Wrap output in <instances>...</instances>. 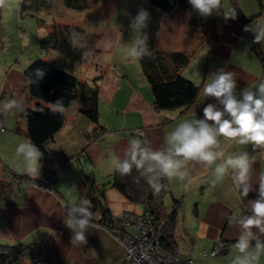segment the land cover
<instances>
[{
  "label": "crops",
  "instance_id": "1",
  "mask_svg": "<svg viewBox=\"0 0 264 264\" xmlns=\"http://www.w3.org/2000/svg\"><path fill=\"white\" fill-rule=\"evenodd\" d=\"M23 1L20 0L18 6L19 19L36 21L21 17ZM262 2L260 0L259 11L251 13L241 10L235 18L215 14L214 27L210 26L212 29L209 27L208 31L192 26L188 10L176 9L162 16L155 43L156 51L191 55L190 66L183 75L200 87L197 102L185 112H159L154 108L153 94L140 64H135L136 58H128L127 52L121 47V43L127 44V36L121 31L110 29L108 36L105 35L99 44L102 54L107 55L108 74L105 73V67L102 68L103 78L97 84L100 125L105 131L96 135L99 131L80 113L77 102L66 110L65 127L47 147L51 160L57 165L52 173L51 192L25 188L19 195L16 189L13 190L11 199L0 204V244L31 245L35 250L43 251L51 264H123L126 252L96 221L86 232L85 244H72L73 233L64 224L68 206L87 199L97 211L96 219L107 211L114 216L137 212V207L111 187L116 172L111 162L117 158H128L131 141H144L153 150H164L168 133L180 121L202 119L203 108L207 104H214L222 110L223 106L215 98H206L201 93L204 83L219 69L234 74L238 99H242L245 88L251 87L255 91L259 83L264 82V66L253 51L256 44L253 42L254 34L245 31L248 26L264 23ZM148 7L147 2L143 10L147 12ZM53 12L54 9L48 14L42 13L40 18L48 21ZM38 27L43 30L39 33L40 42L49 29L41 25ZM127 33L133 35L131 30H127ZM23 36L24 32L21 38ZM258 44L264 53V41ZM39 48L49 61L57 58L53 52L48 53L40 45ZM119 51L126 59L114 60V55ZM18 55L10 53L6 59H0V123L4 128V131L0 130V169L8 168L17 174L28 175L23 158L16 155L17 145L28 140L23 110L14 109L11 114L2 111L3 103L10 99L20 101L24 108V72L37 59L31 57L23 65ZM108 56L111 60H108ZM99 65L93 67L98 70ZM77 75L79 77V72ZM90 134L93 136L92 141L88 139ZM217 150L225 157L248 152L252 158L250 182L253 190L244 197L230 174L222 181H217L213 175L214 167L206 168L197 163L186 166L188 175L185 180L168 181L171 191L168 208L174 207V199L181 201L174 236L182 255V264H188L189 261L193 264H232L235 256L239 255L233 246L241 229L237 224L229 223L228 217L232 213L250 215L248 202L257 198L259 175L264 171V150H253L251 144L240 145L223 137L219 138ZM103 200L107 207L100 211L98 206ZM253 231L260 240H264V235H260L256 229ZM255 242L253 240V245ZM219 243L223 244L222 251L226 250L227 253L216 258L204 255ZM258 264H264V255H261Z\"/></svg>",
  "mask_w": 264,
  "mask_h": 264
},
{
  "label": "trees",
  "instance_id": "2",
  "mask_svg": "<svg viewBox=\"0 0 264 264\" xmlns=\"http://www.w3.org/2000/svg\"><path fill=\"white\" fill-rule=\"evenodd\" d=\"M63 5L77 12H85L92 5L99 4L104 0H60ZM148 1V20L147 27L143 29L142 35L147 37L148 55L139 57L138 61L142 74L149 84L153 94V106L159 111L190 110L200 94V87L192 80L186 78L183 72L190 66L192 56L187 53H163L155 49V43L160 31L162 16L173 13L176 9L188 10L191 14V24L196 27L207 23L208 17H201L196 13L189 0H147ZM55 0H25L20 7L22 18L35 19L42 28H48L47 34L40 39L39 45L48 53L53 52L57 58L49 61L47 58L37 59L24 72L25 82V104L23 115L27 124V137L43 153L41 159V170L38 178L29 175H20L12 172L14 176L24 179H39L47 172H52L54 166L50 154L47 150L49 143L60 133L66 125V110L77 102L80 106V113L95 125L96 135L105 131L100 125L98 110V82L103 78V73L93 81V85L82 82L77 75V66L90 63L97 66L100 62L102 52L99 49L101 36L91 33L82 27L75 25H63L58 22L49 23L46 19L40 18L42 13H50L54 9ZM222 12V5L218 12ZM76 32L79 35L73 38L79 42H86V47H74L68 36ZM85 51L88 55H84ZM253 51L260 58L264 66V53L258 43L254 45ZM41 70L42 77H38L37 70ZM62 100L64 111L53 112L52 104ZM93 136L88 135L92 141ZM142 146L148 147L143 141ZM78 159V158H77ZM4 170H9L4 168ZM11 171V170H9ZM53 173V172H52ZM161 183L167 185L157 194L149 186L146 180L140 176L135 169L131 175H121L115 172L111 187L117 190L127 202L133 205H142L144 210L141 213L150 214L155 220L163 221L164 242L163 249L167 252H176L179 248L175 242V228L181 206V201H175L174 207L168 208L166 200L170 195V184L167 180ZM17 190L19 195L23 193V188L13 186L4 178L0 177V204L6 203L11 199L13 190ZM92 212V222L108 227L109 221L114 215L105 212L97 217V211L90 205ZM264 242V240H261ZM223 250V247H222ZM180 251V250H179ZM227 251H221L225 254ZM181 254V252H180ZM220 254V255H221ZM36 259H48L43 251L35 250L31 245L24 244H0V264H24L25 262L34 263ZM182 259V255H181ZM193 263V262H192Z\"/></svg>",
  "mask_w": 264,
  "mask_h": 264
},
{
  "label": "clouds",
  "instance_id": "3",
  "mask_svg": "<svg viewBox=\"0 0 264 264\" xmlns=\"http://www.w3.org/2000/svg\"><path fill=\"white\" fill-rule=\"evenodd\" d=\"M13 0H0V7L9 5ZM192 9L201 17H209L218 12L221 0H189ZM233 11L231 18H235ZM148 13L140 10L130 21L129 27L133 32L131 44L122 48L129 58H139L148 55L147 37L142 35V29L147 27ZM245 31L254 34V43L264 41V23L248 26ZM72 32L68 36L74 47H86V42L73 38L78 36ZM111 47V45H109ZM84 55H88L85 51ZM42 77L41 70H37ZM237 81L234 74L219 69L204 83L201 93L206 98H215L222 105V110L214 104L203 108V118L182 120L166 137L167 147L164 150H153L142 146L140 140H132L128 158H117L111 162V167L121 175H131L133 169L142 176L154 193H159L167 185L162 180L171 182L174 179L183 181L187 177L186 166L197 163L206 168H213L217 181H222L229 174L234 185L244 197L253 190L251 185L252 158L248 152L230 154L227 157L218 151L219 138L235 141L240 145L251 144L253 150H264V82L259 83L254 91L245 88L242 99L236 95ZM22 111L23 105L16 99L3 103L2 111L11 114L13 110ZM53 112H63V101L52 104ZM225 116L229 118H225ZM211 122V123H210ZM16 155L23 158L26 172L33 178L40 176L43 153L30 140L20 142L16 147ZM257 198L248 202L250 215H229V223L237 224L241 231L233 246L235 256L232 264H258L264 255V242L253 229L264 235V171L260 172ZM64 224L73 233L72 244H85L86 232L92 225L90 201L81 200L72 203L67 208ZM253 240L255 244L253 245Z\"/></svg>",
  "mask_w": 264,
  "mask_h": 264
},
{
  "label": "rangeland",
  "instance_id": "4",
  "mask_svg": "<svg viewBox=\"0 0 264 264\" xmlns=\"http://www.w3.org/2000/svg\"><path fill=\"white\" fill-rule=\"evenodd\" d=\"M262 1L263 4L264 0ZM147 2V0H104L98 5H92V7L85 12H77L63 6L62 1L55 0L54 12L48 21L49 23L58 22L63 25L68 24L82 27L87 31H91V33H97V35L102 37L101 41L102 39L104 40L105 35L108 36L110 29L112 31H121L127 36V38L125 37L127 42L126 45H129V40L132 42L133 39V35L131 36L127 33V30H131L129 27L130 21L140 10H143V7ZM19 4L20 0H13L11 4L0 7V59H6L7 56L9 57L10 53H16L19 54L18 56L21 57L20 60L24 65L29 62L31 57L34 58V60L44 58V51H41L39 48V37H41L39 36V33H42L43 30L39 29L36 21H21L19 19ZM221 5L223 12L218 14L219 17L223 15L225 17H231L233 11L237 15L241 10L253 13L261 9L260 0H221ZM134 10L135 12H133ZM209 20L211 21H209V24L208 22H204L203 26L196 27V29L199 30L201 28L204 31H208L210 26L214 27L212 15ZM212 27H210V29H212ZM23 32L24 36L21 38ZM122 46H124V43H121V47ZM120 51L114 55V60L121 61V59H126ZM106 56V54H102L99 58L100 67L98 70L103 74L104 71H102V68L104 69L105 67V71L108 68ZM122 56H124V58H120ZM107 58L108 60H111V57L108 56ZM136 60L137 63L135 64L139 65L138 58H136ZM98 70H96V68L90 63H84L77 66V73L79 72L81 81L90 82L91 85H93V80L101 75ZM105 73L108 74L107 71ZM3 171L4 169H0V174ZM37 180L39 181L40 178ZM27 188H36L51 192L52 186L50 185L45 188ZM169 201L168 199L166 200L167 206L169 205ZM101 202L102 203L98 206V209L103 211L106 209L107 205L104 200ZM134 206L138 208V211L144 210L142 205ZM113 239L120 245V248L126 252L124 247L114 237ZM41 260L50 264L48 260Z\"/></svg>",
  "mask_w": 264,
  "mask_h": 264
},
{
  "label": "built area",
  "instance_id": "5",
  "mask_svg": "<svg viewBox=\"0 0 264 264\" xmlns=\"http://www.w3.org/2000/svg\"><path fill=\"white\" fill-rule=\"evenodd\" d=\"M0 130L4 131L0 123ZM222 138V137H220ZM57 168L54 165L51 171ZM52 172L36 179H24L14 176L12 171L4 170L0 177L7 180L13 186L20 188L37 187L45 188L52 186ZM47 184V185H46ZM107 218L108 227L101 226L111 234L126 250V258L123 264H182L180 251L167 252L163 249L165 239V223L155 220L150 214L138 212H125L120 216ZM223 244L219 243L215 248L205 256L218 257L221 254ZM35 264H47L41 259L34 260ZM188 264H193L189 261Z\"/></svg>",
  "mask_w": 264,
  "mask_h": 264
}]
</instances>
